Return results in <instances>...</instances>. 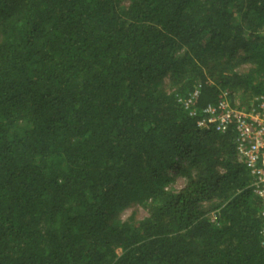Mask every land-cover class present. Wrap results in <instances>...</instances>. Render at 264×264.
Masks as SVG:
<instances>
[{"label":"trees","instance_id":"1","mask_svg":"<svg viewBox=\"0 0 264 264\" xmlns=\"http://www.w3.org/2000/svg\"><path fill=\"white\" fill-rule=\"evenodd\" d=\"M222 92L264 96V0H0V264H264Z\"/></svg>","mask_w":264,"mask_h":264},{"label":"built area","instance_id":"2","mask_svg":"<svg viewBox=\"0 0 264 264\" xmlns=\"http://www.w3.org/2000/svg\"><path fill=\"white\" fill-rule=\"evenodd\" d=\"M199 93L200 86H197L188 97L179 99L192 116L197 113L195 105ZM197 125L221 134L235 132L238 155L252 177L254 193L262 200L261 239L264 245V96L254 97L244 104L222 92L217 102L203 109Z\"/></svg>","mask_w":264,"mask_h":264},{"label":"rangeland","instance_id":"3","mask_svg":"<svg viewBox=\"0 0 264 264\" xmlns=\"http://www.w3.org/2000/svg\"><path fill=\"white\" fill-rule=\"evenodd\" d=\"M243 70V69H242ZM246 70V68L244 69ZM241 95L237 94V101L241 102ZM184 186V180L182 178H178L175 180V182L173 183L172 187L175 189H181ZM133 215L136 216V218L138 220L143 219L146 216L145 211L142 209V207H140L139 205H134L132 207H130L128 210H126L123 214H122V219L128 220L130 217H132ZM213 220H215L214 215L212 216Z\"/></svg>","mask_w":264,"mask_h":264}]
</instances>
